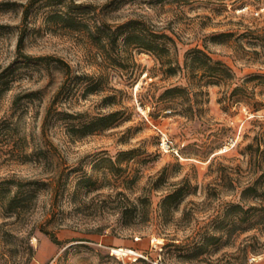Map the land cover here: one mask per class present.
<instances>
[{
  "label": "rangeland",
  "instance_id": "rangeland-1",
  "mask_svg": "<svg viewBox=\"0 0 264 264\" xmlns=\"http://www.w3.org/2000/svg\"><path fill=\"white\" fill-rule=\"evenodd\" d=\"M30 1L0 0V183L38 182L19 214L0 208V264L132 257L116 249L143 256L131 264H264V86L244 83L264 74V0H35L23 21ZM131 19L171 37L172 65L196 47L231 83L202 87L145 50L88 37ZM21 34L24 54L70 73L17 57ZM242 83L249 94L230 97ZM171 87L190 90L163 103Z\"/></svg>",
  "mask_w": 264,
  "mask_h": 264
},
{
  "label": "trees",
  "instance_id": "trees-1",
  "mask_svg": "<svg viewBox=\"0 0 264 264\" xmlns=\"http://www.w3.org/2000/svg\"><path fill=\"white\" fill-rule=\"evenodd\" d=\"M176 2L186 3L189 0H173ZM35 3V0H31L28 6L25 8L23 13V21L26 20L29 9ZM77 9L84 8L81 4L75 6ZM70 22V21H69ZM70 24H73L71 21ZM79 24H83L79 22ZM103 26V27H102ZM95 32L88 33L89 39L98 46L105 43L107 46H110L112 49L117 47L119 41L122 42L123 46H132L133 48H139L145 50L146 52L152 54L157 60H159L164 66V72L166 75H174L177 70L183 72L184 76H187V79L190 75L193 76L194 80L199 81L202 87H208L209 85H229L232 80V73L230 69L225 66L222 62L218 60H213L207 53L199 48H191L185 51L183 56V66L180 67L177 63H170L169 53H170V44L175 48L174 41L166 34L159 33L152 26L147 25L141 20L131 19L119 25L110 26V25H100L95 26ZM102 33L101 37L95 38V33ZM215 36H221L215 35ZM23 34L20 35L16 45L17 57L23 59H33L38 62L48 61L55 62L59 65L65 66L67 68V73H70L68 65H66L61 59L48 57V56H39L32 58L29 55H26L22 52L23 47ZM168 62H167V61ZM1 77V75H0ZM257 80L258 84L264 86V74L262 75H251L249 76L244 83ZM1 82V81H0ZM244 83L233 87L230 93V97L237 95L238 97L245 96L249 94L244 86ZM0 86H5L4 89H7L8 82L0 83ZM188 87H171L166 89L162 94V102L170 103L176 96L186 94L189 92ZM201 89H198V93H201ZM250 94H254L253 89ZM257 110V109H255ZM113 115H107L95 119L92 123L88 125V131L86 134H90L96 130L103 129L108 124L111 123L109 120ZM108 120V121H107ZM104 122V123H103ZM99 124V129H93L92 125ZM86 126V125H85ZM83 127V126H82ZM79 128V129H82ZM79 129H73L75 131ZM264 175V174H263ZM38 182L35 181H23L17 179H9L5 183H0V208L8 214H19L23 209V202L27 201L29 198L34 196V186ZM46 185L45 183H41ZM12 188H14L13 191ZM181 196V190H174L172 193H169L161 201V210L162 213L165 212L167 204L172 200H175ZM43 234L48 237V239L54 243L59 244L56 237L53 233L47 231L46 229H41Z\"/></svg>",
  "mask_w": 264,
  "mask_h": 264
},
{
  "label": "built area",
  "instance_id": "built-area-1",
  "mask_svg": "<svg viewBox=\"0 0 264 264\" xmlns=\"http://www.w3.org/2000/svg\"><path fill=\"white\" fill-rule=\"evenodd\" d=\"M163 143H164V139H162ZM120 250V253H116V251H113L114 254L120 255V256H128V254L132 257L129 258V260H127L124 264H131V262H135L138 258H143V256L139 253H137L136 251H132V250H125V251H129V253H123L121 250L123 249H118ZM152 264H160L158 261L153 262Z\"/></svg>",
  "mask_w": 264,
  "mask_h": 264
},
{
  "label": "bare ground",
  "instance_id": "bare-ground-1",
  "mask_svg": "<svg viewBox=\"0 0 264 264\" xmlns=\"http://www.w3.org/2000/svg\"><path fill=\"white\" fill-rule=\"evenodd\" d=\"M225 151V150H224ZM222 152V151H220ZM159 242V241H158ZM113 251H116V253H120V250L116 249V250H113ZM123 253H129V251H125V250H121Z\"/></svg>",
  "mask_w": 264,
  "mask_h": 264
}]
</instances>
